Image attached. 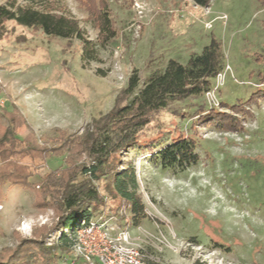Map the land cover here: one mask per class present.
Wrapping results in <instances>:
<instances>
[{
    "label": "rangeland",
    "instance_id": "1",
    "mask_svg": "<svg viewBox=\"0 0 264 264\" xmlns=\"http://www.w3.org/2000/svg\"><path fill=\"white\" fill-rule=\"evenodd\" d=\"M51 1L79 21L95 45L96 58L84 60L76 38L53 39L38 29L4 22L0 126L9 122L2 110L15 107L23 119L15 133L19 139L32 134L40 146L51 147L56 145L51 141L55 128L82 136L115 105L133 70L144 78L170 58L185 63L214 36L224 52V67L211 89L169 104L139 133L141 141L155 140L154 152L171 139L193 138L197 163L162 167L145 147L130 149L119 169H134L146 217L134 223L129 209L119 205L100 177L93 184L104 203L91 218L106 221L112 234L125 229L154 264H193L196 259L264 264V99L251 96L262 86L257 73L264 69V3L210 0L200 8L193 0H106L115 36L101 47L86 0ZM207 110L235 115L241 129H219L201 121ZM71 160L80 165L90 158L83 152ZM64 166V156L50 155L45 163L31 166L29 181L35 189L1 187L0 258L21 239L37 238L49 246L61 232L72 236L57 226L54 204L34 203L42 176ZM57 253L51 264H69L71 250Z\"/></svg>",
    "mask_w": 264,
    "mask_h": 264
},
{
    "label": "trees",
    "instance_id": "2",
    "mask_svg": "<svg viewBox=\"0 0 264 264\" xmlns=\"http://www.w3.org/2000/svg\"><path fill=\"white\" fill-rule=\"evenodd\" d=\"M86 1L98 28V44L105 47L115 36L107 2ZM193 2L197 7L204 8L209 6L210 0ZM261 2L264 3V0ZM6 21L38 29L53 39L76 38L81 45L82 58L86 61L96 58L95 45L85 37L79 21L51 0H26L23 4L6 0L0 4V27ZM223 67L221 43L211 36L199 53L189 54L185 63L170 58L163 68L153 70L144 78L133 70L119 91L115 105L101 119L94 121L92 129H86L82 136H74L55 128L51 141L56 145L51 147L40 146L32 134L17 138L15 133L23 119L15 107L2 110L9 122L7 126H0V198L1 187L5 184L35 189L36 184L29 181L31 166L45 163L50 155L64 156L66 166L50 171L40 179L43 194L38 193L34 202L38 206L54 204L59 228L72 233L81 220L92 217V211L104 203L102 194L93 184L100 177L118 197L119 205L129 209L134 223H138L146 215L136 192L134 169L130 166L119 169L123 165L122 155L134 147H145L153 153L152 157H158L162 167L183 168L197 163L196 141L193 138L181 136L171 139L169 144L154 152L151 143L155 140L141 141L139 133L155 113L169 104L203 96L211 89L214 78ZM257 76L262 86H257L251 96L264 99V69ZM229 107L235 108V105ZM202 117L201 121H209L219 129H241L235 115L227 112L207 110ZM83 152L90 161L75 165L71 158ZM45 195L49 196V200ZM71 244L72 236L65 232L60 233L55 245L49 246L37 238L21 239L13 250L0 258V264H51L59 257L57 251L67 253ZM193 264L210 263L196 259Z\"/></svg>",
    "mask_w": 264,
    "mask_h": 264
},
{
    "label": "built area",
    "instance_id": "3",
    "mask_svg": "<svg viewBox=\"0 0 264 264\" xmlns=\"http://www.w3.org/2000/svg\"><path fill=\"white\" fill-rule=\"evenodd\" d=\"M110 230L106 221L81 220L71 233L69 264H154L144 249L133 245L125 229L115 234Z\"/></svg>",
    "mask_w": 264,
    "mask_h": 264
}]
</instances>
